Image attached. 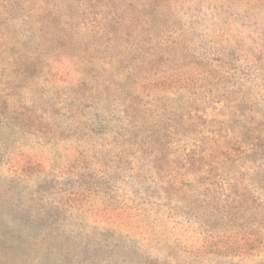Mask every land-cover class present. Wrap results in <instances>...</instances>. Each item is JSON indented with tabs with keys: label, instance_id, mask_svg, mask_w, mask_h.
Returning <instances> with one entry per match:
<instances>
[{
	"label": "rangeland",
	"instance_id": "rangeland-1",
	"mask_svg": "<svg viewBox=\"0 0 264 264\" xmlns=\"http://www.w3.org/2000/svg\"><path fill=\"white\" fill-rule=\"evenodd\" d=\"M0 48V264H264V0H0Z\"/></svg>",
	"mask_w": 264,
	"mask_h": 264
},
{
	"label": "trees",
	"instance_id": "trees-1",
	"mask_svg": "<svg viewBox=\"0 0 264 264\" xmlns=\"http://www.w3.org/2000/svg\"><path fill=\"white\" fill-rule=\"evenodd\" d=\"M25 12H27V10H25ZM29 15V14H28ZM46 24H44V28H43V25H42V28H40V30L42 31L40 34H39V36H40V38H42V39H45V35H47V34H49V36H51V37H53L54 35H56V37H57V35L58 36H62L63 34H62V32H63V30H60V31H58V30H52V32H48L47 30H46V26H45ZM1 49V48H0ZM0 53H1V51H0ZM81 52H80V50H77V49H74V50H68V49H66V51L64 52V56H66L68 59H70V60H74L76 63H78L79 65L80 64H86V63H89L90 62V60L89 59H86V58H84V57H82L81 56V54H80ZM28 60L30 61V64L31 65H37L38 64V60H36V57L35 56H29V58H28ZM27 61V60H26Z\"/></svg>",
	"mask_w": 264,
	"mask_h": 264
}]
</instances>
